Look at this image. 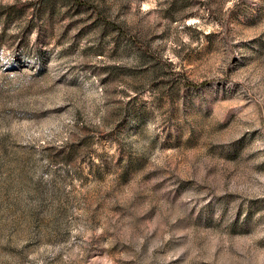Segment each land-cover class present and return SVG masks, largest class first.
Here are the masks:
<instances>
[{
    "label": "rangeland",
    "instance_id": "obj_1",
    "mask_svg": "<svg viewBox=\"0 0 264 264\" xmlns=\"http://www.w3.org/2000/svg\"><path fill=\"white\" fill-rule=\"evenodd\" d=\"M0 264H264V0H0Z\"/></svg>",
    "mask_w": 264,
    "mask_h": 264
}]
</instances>
